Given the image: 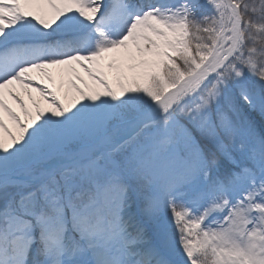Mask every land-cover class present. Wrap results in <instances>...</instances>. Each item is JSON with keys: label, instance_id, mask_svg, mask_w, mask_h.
Segmentation results:
<instances>
[{"label": "snow or ice", "instance_id": "obj_1", "mask_svg": "<svg viewBox=\"0 0 264 264\" xmlns=\"http://www.w3.org/2000/svg\"><path fill=\"white\" fill-rule=\"evenodd\" d=\"M0 264H264V0H0Z\"/></svg>", "mask_w": 264, "mask_h": 264}]
</instances>
